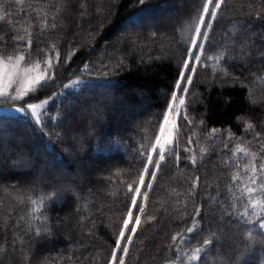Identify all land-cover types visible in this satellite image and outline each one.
<instances>
[{"label":"trees","instance_id":"1","mask_svg":"<svg viewBox=\"0 0 264 264\" xmlns=\"http://www.w3.org/2000/svg\"><path fill=\"white\" fill-rule=\"evenodd\" d=\"M180 1L186 8L171 10L169 18H175L181 35L170 28L171 37L166 40L158 30L149 34L143 29L150 27L158 8ZM187 1L193 2L192 8ZM205 2L0 0V53L22 54L43 66L46 57H51L54 65L56 61L55 69L48 71L53 79L19 100L21 104L48 101L43 109H37L40 122L36 123L29 112L19 113V120L17 113L2 111L0 128L7 127L16 134L22 122L31 127L37 143L43 141L45 150L54 151L57 159L64 160L59 149L71 145L68 140H52L50 136L52 122L62 121L67 100L64 97L72 92L70 97L82 100L88 92L92 97L88 96L86 103L92 104L101 94L90 85L119 84L115 88L117 98H102L100 110L93 108L89 113V132L84 129V118L75 125L84 132L73 141L83 158L89 159L91 152L113 157L97 177L89 175V167L82 172L75 164H65L73 177L86 175L81 185L75 179L53 176H46L44 185L24 183L19 179L24 173L19 168L34 156L27 149L19 150L16 144L6 146L0 142V167L6 157L2 149L9 147L12 154L8 152L4 163L12 177L0 176V264H119L122 256L124 264H264V229L259 227L264 216L259 215V209L253 214L250 208L247 216L241 215L246 199L231 179L237 171L244 176V166L253 161V157L237 152V145L256 154L257 169L264 163V0H225L218 11L209 40L199 55L222 52L224 59L219 68L207 59L195 63L192 83L183 96L185 105L176 118L173 143L167 146L159 170L150 167L149 172H157L155 178L150 181L151 175L145 174L141 193L147 184L152 187L147 190V199L139 196L133 208L132 219L137 213L141 222L135 226V234H130L128 253L125 255L121 249L132 219L121 249L116 246L134 195L128 186L135 189L139 184L190 50L194 32L188 26H195L194 18ZM79 5L89 10L85 20ZM163 20L159 28L168 24L166 15ZM125 21L141 27L125 32L119 43L109 39L110 32ZM160 50L163 55L153 57ZM136 53L148 57L139 59ZM192 53L197 54L198 49L195 47ZM221 74L226 80L217 81ZM76 80L81 83L64 87ZM249 88L257 96L249 95ZM138 91L152 99L149 108L136 113L125 134L114 131V120L108 129L106 118L112 117L113 102L119 119V106L135 102ZM249 96L257 103L251 104ZM213 129L217 131L213 133ZM7 131L2 128L0 134ZM111 150L115 151L110 154ZM43 162L36 156L37 166ZM257 182L264 180L258 177ZM64 186L72 192H62ZM142 199L145 210L140 213ZM32 200L38 203L33 205ZM194 224L195 231L189 233L188 228ZM174 236L178 238L173 240ZM205 239L212 244L199 260L190 261L188 257L203 246Z\"/></svg>","mask_w":264,"mask_h":264},{"label":"rangeland","instance_id":"2","mask_svg":"<svg viewBox=\"0 0 264 264\" xmlns=\"http://www.w3.org/2000/svg\"><path fill=\"white\" fill-rule=\"evenodd\" d=\"M188 2V5L189 7H193V2L192 4H190L189 2L190 1H187ZM79 8L81 10H83V13H82V19H87L88 15H89V10L87 9V7L83 6V5H79ZM185 4L183 1H180L179 3L177 4H174V5H171V6H168V7H161V8H158L155 12L156 16H154L152 18V24L150 25V27H146V28H143L144 30L147 29V32L150 34V33H155L157 30H158V33L160 35H162L166 40L170 39V32L169 30L172 29V31L174 32L175 35H181V32H179V30L177 29V27L175 26V18L173 17H170L169 18V13L171 10H174L177 11L178 9H180L179 11H183L185 9ZM163 15L165 16L166 15V18L168 19V24L164 25L163 27H158V24L159 23H163L165 22L164 20L161 21L163 19ZM147 18V17H145ZM149 19V18H147ZM151 20V18H150ZM141 23L143 20H140ZM139 21V22H140ZM138 22V23H139ZM77 23H79L77 21ZM84 26L86 25L85 22L83 23ZM136 23L134 22H121L119 23V25L113 30L110 32L108 38L109 39H117V43H119V39H121L129 30H133L134 28L137 30V28L141 27V26H134ZM80 25V23H79ZM160 26V25H159ZM83 27V26H82ZM159 28V29H158ZM164 28V29H162ZM171 28V29H170ZM183 29V27H181ZM160 31V32H159ZM194 38V37H193ZM122 40V39H121ZM116 43V44H117ZM166 43V42H165ZM194 46L192 45L191 43V46H190V50H189V53H192L193 50H194ZM175 52V51H174ZM189 53L187 55V57L185 58V60H189V63L192 67L195 66V61L194 60H191L189 58ZM200 53V50L198 49V53L197 55H199ZM157 54H160V56L163 55V51L160 50L159 52L155 53L153 55V57H159L157 56ZM20 55V54H18ZM16 54L14 55H5V54H2L0 53V59H4L6 60L7 57L11 56L13 58H15L16 56H18ZM136 55H138V53H136ZM146 55V54H145ZM24 56V55H23ZM148 56H144V55H138V58L139 59H146ZM49 58L51 57H46L43 61L46 62ZM54 61V60H53ZM138 61V60H137ZM37 63L39 64V67H37ZM55 65L51 68V69H55L56 67V61L54 62ZM21 64V68L22 69H28V75L31 76V77H35V76H38L40 75L42 72L45 71V66H43V64L40 62V61H35L33 59H30V58H27L24 56V60L20 62ZM184 65V63H183ZM50 69V70H51ZM48 70V71H50ZM182 71H185L184 70V67H182L180 73ZM180 73H179V77L177 78L176 80V83H175V88H174V93H176L177 95V100L175 102V106H176V111H172V112H169L168 109H169V105H168V108L163 116V119L161 121V124H160V127L161 125L164 123V118H165V115L168 116L169 118V123L167 125H165V128H166V132L164 134V138L166 139H171L172 138V135L169 136L168 134L169 133H173V130H174V127H175V122H176V118H177V115L180 111V108H181V105L179 104V98H183L184 96V92L180 91L178 88H177V83H182L184 87H187V84L184 83L183 81H181V77H180ZM185 75H191L190 72H187L185 71ZM226 80V77L224 75H220L218 76V79L217 81H224ZM241 82L245 85V81L244 80H241ZM7 84V81L6 80H0V90H5L9 93V96L8 97H0V112L2 111H6V112H12L13 114H16L18 115V117L20 118L19 120L22 119V117L19 115L20 112L17 111V109L21 108V107H25L27 105L26 104H21L20 101H15L13 99H11L12 96H17V95H21V92L23 91V86L21 85H17V84H13L11 87L9 88H5V85ZM249 84V83H248ZM251 85V84H250ZM90 86H93V88L95 90H97V92L99 94H101L100 96V99H98L96 101V103H86V98L88 96H91L89 95L88 92H84V98L82 100H79L75 97H69L67 98L65 104H66V109L63 113V117H62V121H60L59 119H55L53 122H52V125H53V130H50V136H51V139L52 140H56L57 138H60L61 141H65V140H68V145H71V143H73V141L76 139V138H79V136L82 134H84V132L80 129H78V127H76L75 125H77V120L81 119V118H84L85 119V126H84V129L86 131H90V122L91 120H89L90 116H89V113L92 111H94V109H99L101 108V99L103 98H107V99H112V96L117 98V95L115 93V88L116 87H119V84H116L114 86H111V87H107V86H104V85H100V84H97L96 87H94V85H90ZM82 90V89H81ZM163 90L161 89L160 92H162ZM180 91V94H178L177 92ZM105 93V94H102ZM111 94V95H109ZM256 95L257 93H255V90L252 91L250 88H249V95ZM251 95V96H252ZM251 96L248 97V100H250V103L251 104H255L257 103L256 100L254 98H252ZM257 96V95H256ZM92 97V96H91ZM99 98V96H97ZM147 96L144 95V93L142 91H138L137 92V100L135 102H132L130 104H125V105H120L119 107V110L117 111V113L119 114V120L115 121L116 122V130H114L115 132L117 133H120L121 135L125 134L126 132V128L129 127L131 125V123H133L136 119V113H138L139 110H147L150 106V104L152 103V99L151 98H148ZM85 102V103H84ZM171 103V99L169 101V104ZM37 104H40V102ZM94 108V109H93ZM135 112V113H134ZM89 120V121H88ZM22 122H20V126H19V130L15 133H13L12 131H9V128L7 127H4L2 126L3 130H8L7 132H5V135H2L0 134V142L2 141V143L6 146H8V144H16L17 148H19V150L21 151H25V149H27L30 154H32L34 156V160H31L29 161L28 163H24L21 165V167L19 168V170L21 172H24L23 175L20 174L19 176H21V180L24 181V183H29L30 185H38L39 183L44 185L46 184V176H53V177H56V178H69L71 180L75 179L76 182H80L79 184L81 185V181L82 179H86V175H80V176H75L73 177L71 174H69V172L65 169V164H75L77 165L78 167V170H82V172L84 170L87 171V167H89V175L91 177H97L99 176V172L101 169H106L107 167H109V165L112 163L111 161L113 160V157H108L107 155H100V154H97V153H93L91 152V155H90V158L89 159H85L82 157L81 154H79V151L78 149L76 148V144L73 143V148L68 147L66 148V146L64 147V149H59V152L63 155V157L65 158L64 160H61V159H57L55 157V152L52 151V150H45V145H44V142L41 141V143H37L38 141L34 139V134L32 132V129L31 127L27 126V125H24V124H21ZM78 126V125H77ZM0 128V129H2ZM52 129V128H51ZM80 132H77L79 131ZM160 134V128H159V131H158V134ZM38 144V145H37ZM2 148V147H1ZM76 148V149H75ZM10 149L11 148H3V152L2 153H5L6 157L5 160H4V163L6 162V158H9V154L8 152L10 153ZM152 149V148H151ZM151 149H150V152L149 154H152L151 153ZM80 150V149H79ZM35 151V152H34ZM78 151V153H77ZM115 150H111L110 151V154L113 153ZM28 152V153H29ZM34 152V154H33ZM75 152V154L73 153ZM13 153V152H12ZM10 155H12L10 153ZM36 156H40V158L43 159V165L40 167V166H37L35 161H36ZM3 163V167L1 166L0 167V176L1 177H5V178H9V177H12V173L9 172V168L7 170V165ZM147 164V162H146ZM12 166V165H11ZM146 167V166H145ZM145 169L143 170L141 176H143L145 178ZM140 176V177H141ZM17 177V176H16ZM152 180V177H150V181ZM137 187H141L142 186L140 185V180H139V184ZM148 188L146 189L145 192H147ZM62 192L66 191V192H72L71 189L69 188V186H64L61 190ZM136 197V200L138 199L139 196L136 195V193L134 192V195H133V198ZM132 198V200H133ZM144 199V198H143ZM142 199V205L144 204V200ZM133 208L134 206L132 205V201H131V204H130V207H129V210L131 209L133 211ZM128 210V212H129ZM128 212L124 218L125 219H129V223L132 219V216L129 217L128 216ZM138 214L136 213L135 216L133 217L132 219V224L131 226L134 227L136 226V220H135V217L137 216ZM123 220V221H124ZM130 226V228H132ZM122 228H123V225H122ZM121 228V229H122ZM126 231V230H125ZM131 234V231L129 233V235ZM120 235V234H119ZM128 235V236H129ZM128 241H127V238L125 240V243L124 244H127ZM110 264H112V261L110 262Z\"/></svg>","mask_w":264,"mask_h":264},{"label":"snow or ice","instance_id":"3","mask_svg":"<svg viewBox=\"0 0 264 264\" xmlns=\"http://www.w3.org/2000/svg\"><path fill=\"white\" fill-rule=\"evenodd\" d=\"M225 0H206V2L203 4L202 12L198 14L196 18H194V27L192 25H189L188 27L191 28V30L194 32V38L192 39L191 43L194 47L199 49L201 52L205 49V44L209 40V30L212 28V22L216 19L217 13L222 7ZM141 3H143V0H141ZM211 6V10H210ZM206 17L208 19L206 20ZM19 39H24L23 37H20ZM199 41V42H198ZM28 46L30 48L31 41H28ZM189 58L191 60H194L197 64H199L202 59H207L208 61L214 62V66L216 68H219L220 63L224 59V53H219L216 56H208V57H202L201 55H197L195 53H189ZM24 60V56L18 55L15 58L9 56L6 60L0 59V80H6L7 84L5 85V88L11 87L13 84L21 85L23 86V91L21 92V95L12 96L11 99L15 101L22 100L23 96L30 94L31 92L37 90L39 87H42L45 83H47L49 80L53 79L52 75H48V70H50L54 65L51 58H49L45 62V71L42 72L40 75L31 77L28 75V69H22L20 62ZM59 60V57L57 56V62ZM37 67H39V64L37 63ZM184 70L190 73H194L196 71L195 67H192L189 63V60H185L184 62ZM85 69H87V65H85ZM221 71H224L223 69H220ZM185 71H182L180 73L181 81L186 83L187 85H191L192 83V76L191 75H185ZM81 82L79 80L71 81L70 84L64 85L65 88H70L72 85L80 84ZM177 88L184 92H188V87H184L182 83H177ZM9 93L5 90H0V97H8ZM177 100L176 93L172 94L171 97V103L169 104V112L176 111L175 102ZM48 103V101H43L40 104H27L25 107H21L17 109L20 113L29 112L33 117L36 123L40 122V115L41 113L37 112V109H43L44 106ZM179 104L181 106L185 105V99L179 98ZM169 123V118L167 115H165L164 123L160 127V134L156 136L155 143L152 146L151 153L147 155V164L145 167V173H149L152 178H155L157 172L151 171L149 172L150 167L155 168L157 171L160 168L161 163L165 160L166 150L167 146H171L173 143L172 139H166L164 138V134L166 132L165 125ZM189 123H191L189 121ZM252 126L249 125V128ZM217 130L213 129V133H215ZM169 136L172 134L169 133ZM259 135V134H258ZM191 140H189V143ZM227 147V145H226ZM187 150V149H186ZM202 152L206 151L205 149H201ZM236 151L239 153H242L244 156H251L253 157V161L251 165H245L243 172L244 176L241 175V172L237 171L232 176L233 184L239 188L242 197L246 199V206L244 207V211L241 213L242 216L248 215L249 208L253 210V214H256V210L259 209V215L264 216V183H258V177L261 180H264V163H261L259 165V169H257V166L255 164V153H251L247 151L244 148H241L239 145H237ZM153 154H155L158 158L154 159ZM193 162H195V158L193 157ZM239 167V166H237ZM244 177H247V180L245 182ZM237 181H241L240 184H236ZM140 185H144V177H140ZM130 191H134L137 196H143V198L147 199V192L141 193V187H136L135 189L132 188L131 185L128 186ZM151 183L147 184V188H151ZM232 190V186H229V191ZM31 203L33 205H36L38 203L37 200H32ZM132 205L134 207H137V200L136 197L132 200ZM139 212H144V206L140 205L138 206ZM36 209H34L35 211ZM199 212V210H197ZM128 216H132V210L130 209L128 212ZM154 219L152 217H149V220ZM136 225L138 226L141 222L140 216L137 215L135 217ZM129 226V219H125L123 221V228L120 231L119 238L116 241L117 249H121V241L125 239V230L128 229ZM259 227L261 229H264V219L260 220ZM196 229V225L194 224L193 227L188 228V232L192 233ZM137 228L134 226L131 228V233L135 234ZM249 237H251V233H249ZM178 237L174 236L173 240H176ZM180 239H183V237H179ZM132 240V235L127 236V241L130 243ZM212 244V241L209 239H205L203 242L202 247H198L194 249L191 256L188 257L190 261L199 260L201 253L205 251V249ZM122 252L126 255L128 253V246L125 244L122 247ZM116 252H113V260H116ZM119 264H124V258L123 256L119 258Z\"/></svg>","mask_w":264,"mask_h":264},{"label":"bare ground","instance_id":"4","mask_svg":"<svg viewBox=\"0 0 264 264\" xmlns=\"http://www.w3.org/2000/svg\"><path fill=\"white\" fill-rule=\"evenodd\" d=\"M72 92L70 93V92H68L67 93V95L64 97V99L63 100H66L67 98H69L70 96H72ZM114 104L112 105V107H113V109L114 110H112L113 111V113H112V117L111 116H109L108 118H106L107 119V121H106V127L109 129V128H111L112 126H111V123H112V121L114 120V121H117V120H119L118 119V117H117V114H116V106H115V102H113ZM118 108V107H117Z\"/></svg>","mask_w":264,"mask_h":264}]
</instances>
